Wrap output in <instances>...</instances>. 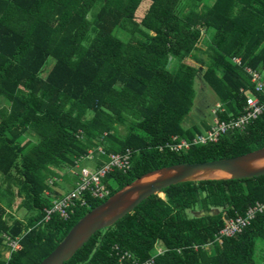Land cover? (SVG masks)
Masks as SVG:
<instances>
[{
	"label": "trees",
	"instance_id": "1",
	"mask_svg": "<svg viewBox=\"0 0 264 264\" xmlns=\"http://www.w3.org/2000/svg\"><path fill=\"white\" fill-rule=\"evenodd\" d=\"M49 58L54 62L42 77ZM198 66L224 109L220 119L241 115L248 95L261 100L244 68L264 73V0H0V264H39L106 200L88 199L89 208L76 209L68 221L53 216L38 224L60 197L49 181L89 151L98 168L108 155L130 151L128 173L104 179L112 195L162 167L264 147V110L216 142L181 153L164 147L173 136L191 141L211 124H182ZM161 193L97 231L64 264H116L114 246L139 261L154 256L152 264L263 261L264 214L235 237L215 239L229 218L264 201V175L179 183ZM16 197L23 219L9 213ZM6 237L20 249L10 251Z\"/></svg>",
	"mask_w": 264,
	"mask_h": 264
},
{
	"label": "built area",
	"instance_id": "2",
	"mask_svg": "<svg viewBox=\"0 0 264 264\" xmlns=\"http://www.w3.org/2000/svg\"><path fill=\"white\" fill-rule=\"evenodd\" d=\"M232 61L240 65L238 58H233ZM244 71L254 85L255 91L261 95V100L257 96L248 95L243 113L229 120L219 118L218 114L222 113L224 109L218 103L212 111L214 118L209 128L196 135L191 141L173 136L171 141L164 147L168 148L171 152L181 153L192 145H205L216 142L220 136L230 131H243L252 121L256 120L264 110V73L252 70L249 67H245ZM98 150L100 151V149ZM89 159L93 160V153L91 151L88 152L87 156L77 160L75 168L71 169V171H75V174H73L76 178L74 187L66 194L53 199L51 206L43 210L44 215L38 224L48 223L53 216L63 221H68L76 209L89 208L88 199L96 201L107 199L110 197L112 190L104 183V179L110 173L117 171L126 174L131 169V153L129 150H126L122 155H108L107 162L99 168L94 166L90 168L82 165L85 160ZM260 214H264V201L255 202L249 206L244 215H236L234 218H229L224 223V226L219 231V236L215 240L221 242V238L223 237H235L242 233L255 217ZM6 239L8 240L6 244L9 246L10 251L20 249L17 240H10L8 237ZM112 251L115 257H117L116 264H152L154 259V256L145 261L132 259L129 253L121 252L117 246H114ZM161 253V249H156V255Z\"/></svg>",
	"mask_w": 264,
	"mask_h": 264
},
{
	"label": "water",
	"instance_id": "3",
	"mask_svg": "<svg viewBox=\"0 0 264 264\" xmlns=\"http://www.w3.org/2000/svg\"><path fill=\"white\" fill-rule=\"evenodd\" d=\"M264 175V147L243 155L199 163H179L145 173L90 209L39 264H64L102 229L114 225L152 195L185 182L242 180ZM163 195V194H162Z\"/></svg>",
	"mask_w": 264,
	"mask_h": 264
},
{
	"label": "rangeland",
	"instance_id": "4",
	"mask_svg": "<svg viewBox=\"0 0 264 264\" xmlns=\"http://www.w3.org/2000/svg\"><path fill=\"white\" fill-rule=\"evenodd\" d=\"M136 19H140L141 17V12H137L135 14ZM212 32V31H211ZM211 32H208L206 35H203L199 45L202 48H205L207 46V43L209 42V39L212 35ZM53 59L49 58L48 59V64L45 67L44 71L42 72V77H45L46 74L49 71V68H51L53 64ZM198 77L196 78L195 81V98L193 102V106L189 114L185 117L183 120L182 124L184 127L187 126H192V125H200L202 126V122L206 123H212L213 122V114L212 111L216 108V105L219 103L218 98L216 97L215 93L212 91V89L203 81L201 78V74L203 72V68L198 66ZM93 160H85L84 163L82 164L83 166L86 167H93L94 163L92 162ZM61 177H55L52 178L49 181V185H52V192H53V197H58L61 196L71 190V185H72V178L71 175L75 174V171H71V169H66L63 168V170H59ZM63 175H67L68 179H63ZM69 175V176H68ZM74 176V175H73ZM75 177V176H74ZM54 183H56L54 185ZM109 185L113 189H117V185L113 181L108 182ZM16 188H13L14 194L16 193ZM162 196V194L160 195ZM20 199L19 198H14L13 204L10 208V214L13 215L14 217H17L19 219H23L25 217V211L21 209H17V205L19 204ZM7 245V244H6ZM211 245L207 246V250L210 251ZM205 249V248H204ZM206 250V249H205ZM1 251V250H0ZM3 257L4 258H9L10 254L8 252L3 251ZM260 257V256H259ZM257 264H264V259L263 261L257 263Z\"/></svg>",
	"mask_w": 264,
	"mask_h": 264
},
{
	"label": "crops",
	"instance_id": "5",
	"mask_svg": "<svg viewBox=\"0 0 264 264\" xmlns=\"http://www.w3.org/2000/svg\"><path fill=\"white\" fill-rule=\"evenodd\" d=\"M208 125H209V123H208ZM202 126H203V125H202ZM202 126H201V127H202ZM203 127H204V126H203ZM72 180H73V179H72ZM72 182H73V181H72Z\"/></svg>",
	"mask_w": 264,
	"mask_h": 264
}]
</instances>
